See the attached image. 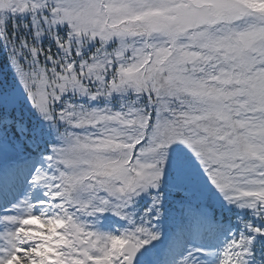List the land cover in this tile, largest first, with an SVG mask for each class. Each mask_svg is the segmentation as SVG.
Listing matches in <instances>:
<instances>
[{"label": "snow or ice", "instance_id": "6c2138e0", "mask_svg": "<svg viewBox=\"0 0 264 264\" xmlns=\"http://www.w3.org/2000/svg\"><path fill=\"white\" fill-rule=\"evenodd\" d=\"M0 264H264V0H0Z\"/></svg>", "mask_w": 264, "mask_h": 264}]
</instances>
